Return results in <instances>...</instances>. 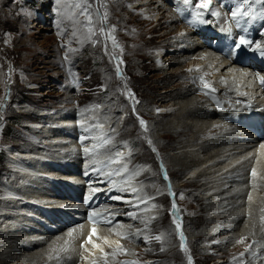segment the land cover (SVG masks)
<instances>
[{"label":"rangeland","instance_id":"1","mask_svg":"<svg viewBox=\"0 0 264 264\" xmlns=\"http://www.w3.org/2000/svg\"><path fill=\"white\" fill-rule=\"evenodd\" d=\"M135 1L61 0L57 4L56 0H0V194L4 197L8 196V192L15 196L20 195L18 191L13 192L6 186V178L17 177L7 176L10 174L7 165L23 169L25 165L31 164L33 167L45 171L49 167L48 165L53 163L50 156L53 155L52 150L37 145L42 146L47 142L58 143L56 139L62 137L58 131L61 132L60 130L63 129L64 133L67 126L74 123L81 126L84 122L77 119L73 115V111L88 108L91 104L99 105L100 109L97 110L99 125L105 127L101 129L103 130L101 135L110 131L112 139L106 138L109 142L97 150L99 155L92 154L89 159H83V161L89 168H92L97 162L102 161L100 157L105 158L102 152L110 151L113 144L119 140L127 143V155L121 164L124 165L131 161L135 168L138 164L137 172H144L142 178L133 181L132 185L137 189L139 196L145 198L143 201L146 202L142 207L138 205L133 215L135 219H139L140 216L137 215L139 210V214H143L141 219L144 223L140 225L134 223L136 226L130 230L135 233L139 229L141 230L138 231L141 232L140 235L134 234L135 242L119 244L120 248L116 246L115 251L106 253L107 259L115 262L117 259L129 257L136 264L147 263L146 260L150 264H188L190 256L192 264H250L248 245L251 244V239L249 238L244 239L234 248L217 235L202 240L194 238L195 232L201 231L202 233L204 230H208L206 224L210 222L207 223L205 220L217 211L218 206L211 209L205 208V205L202 204L204 200L199 201L196 198L201 197L197 192L199 188L188 182L192 172L185 170L181 174L175 175L176 167L167 166L166 159L178 154L181 150L186 152L193 150L196 153L199 152L200 155L195 153L196 156H201L205 151L202 148L196 150L200 146L199 142L207 136L213 137L212 134L215 131L207 135H199L191 146L181 147L177 142H174L175 139L170 142L165 137H161V132L157 134L149 127L153 116L170 110L172 107H178L176 101L180 99L176 97L162 103L156 102L157 105L148 104L150 95L153 98L154 95L159 97L162 94L160 92H162L164 80L167 79L166 72L170 73L171 70L176 72V77L169 79L173 82L171 87L179 85L180 89L186 84L192 87L189 78H192L196 72H192L187 68V65L178 66L172 63L165 65V70L156 69L157 59L153 58L156 52L165 49L162 54L177 55L180 53H173L172 46L163 47L165 41H172L171 35L164 40L165 38L160 36L164 30H152L148 22L145 21L143 24L141 18L134 17L136 12L130 11L129 8ZM78 3L82 6L81 8L75 7ZM84 8H87V15L81 14ZM170 13L169 9L165 12V14ZM89 15L92 17L91 24L87 20ZM171 23L179 25L175 21ZM89 27L93 29L91 36L88 32ZM101 27H103L104 33L99 31ZM108 33H111V36L115 38V45ZM151 33L156 34L149 37ZM166 49L171 50L166 52ZM198 51L203 52L202 49H198ZM166 57L163 58L165 63L168 62ZM200 63L201 60L198 61V64ZM179 67L182 68L180 73ZM118 70L119 75L117 74ZM129 90L134 98L128 95ZM192 95L196 94H187V96ZM136 101L138 103H135ZM133 103H135V111H133ZM46 109H49L48 111L54 109L64 111L63 113L67 116V126H58L60 130H57L55 125H61L58 124L60 120L58 123H52L49 119L50 113L39 114L40 111ZM137 115L146 122L147 131L139 124ZM188 120V117L185 118V122ZM202 121L207 120L202 119ZM30 122L37 125L39 122H45L47 128L43 131L30 127L29 125L32 124ZM88 123L94 125V121H88ZM78 126L75 128L79 129ZM75 128H71L72 135H75ZM191 134L188 137H191ZM68 138L72 139L71 136ZM148 140H151L152 144H149ZM6 146L20 150L24 154H30V158L26 159V162L20 158H8L4 152ZM153 148L156 151H153ZM113 150L115 151L116 148ZM204 156L206 157V154ZM41 160H43L42 166L40 165ZM62 160L61 163L67 165V155ZM226 160L228 161V159ZM197 168L198 166H196ZM253 170L249 169L248 174ZM165 173L167 179L164 178ZM253 180L252 183L245 182V186H250V190L245 192V198L243 197L245 201H250L253 195H263L261 192L253 191L255 177ZM18 181L21 182L19 185L25 190L39 189L36 183L32 185L21 178ZM145 182L150 183L151 187L145 189L146 187L142 186ZM238 182L236 185L232 184L230 192H235L243 186ZM169 193L175 194L171 195L173 199ZM146 196L151 198H146ZM240 199L242 196L239 197ZM21 200L23 201V199ZM173 200H175L178 209L175 215L172 210ZM153 205L155 207H152ZM246 206L245 204L244 207L246 208ZM145 208L148 210L142 211ZM13 210H16L15 206L4 209L0 212V218L10 217L7 214H14L10 212ZM246 216L247 213L243 217V221ZM226 217L219 216L215 220L219 222ZM243 221L241 223H244ZM177 222L180 224L179 229L176 227ZM126 223L127 221L118 218L116 223L107 227L117 229L122 239ZM211 223L213 224V222ZM85 230L86 226H83L80 234L74 232L75 240L69 239L68 248H57L55 251L58 254L53 253L52 257L53 255L58 257L51 264H69L73 259L66 258L61 254L68 256L70 253L88 260L87 264L97 262L100 257L93 259L92 253L84 242L81 245L73 243L80 239V235ZM25 233L35 234L33 230ZM181 233L184 237L183 244ZM52 235L55 236L54 238L61 236L59 234ZM95 235L96 233H91V241L96 240ZM119 235L116 236V239H119ZM158 235L161 236L159 241L155 239ZM66 239L68 240V238ZM96 241L98 242V240ZM215 241H221V244H224L223 248L211 249L209 245ZM86 242H89V239ZM45 245L46 243H43L36 249L26 251L28 253L40 250ZM185 248L187 252H185ZM26 251L24 252L26 253ZM95 251L99 256L105 253L102 249ZM244 252L247 254L243 255ZM18 253L23 252L19 251ZM48 253L51 254V252ZM48 253L41 258L40 264H48L44 263L46 260L49 261L46 258L49 256ZM10 257L12 261H20L18 257ZM256 257H258V253ZM74 261L78 264L83 262L79 258Z\"/></svg>","mask_w":264,"mask_h":264},{"label":"bare ground","instance_id":"2","mask_svg":"<svg viewBox=\"0 0 264 264\" xmlns=\"http://www.w3.org/2000/svg\"><path fill=\"white\" fill-rule=\"evenodd\" d=\"M129 9L132 12H136L134 13V17L136 19L141 18V23L144 24L145 21L148 22L152 30H164L160 34V36L165 38L164 40H166V37L169 35L173 37L172 41H165L163 47L168 45L169 47L172 46V52L180 54H162L165 49L164 51L156 52L153 56V58L157 59L156 69L165 70V65L171 63L177 64L178 66L187 65V68L191 69L192 72L204 74L209 72L210 74H208L209 76L207 78H210L211 84L219 90L236 92L238 88H235L234 90L231 89V84H245L249 86V76L251 74H247L246 69L231 65L227 63L226 60L218 58L217 55L212 52L206 53L198 51V49H202V43L197 42L195 40L196 38L192 37L188 31L182 29L179 25H172L171 22H174L176 19L173 13L165 14L167 11V4L164 0H136L134 3H131ZM155 34L156 33H151L149 37ZM170 50L171 49H166V52H169ZM165 57L166 61H168L167 63L164 62L165 59L163 58ZM200 60L201 63L198 64V61ZM202 63L204 65L203 67ZM206 68H209L210 71L209 69L205 70ZM178 70L180 73L182 68L179 67ZM223 71H225V73H223ZM171 72V74L168 72L165 74L167 79L163 82V89H161L162 92H160L162 94L159 97H155L154 95L153 98L152 95H150V97H148V104L157 105L158 102L162 103L167 99L176 97L177 99H180L179 101H176L178 107H172L170 110L160 112L157 116H153L151 118L152 120L150 119L149 127L154 130V132H157V134L161 132V137H165V139L170 142H173V139H175L174 142H177L178 146L181 145V147L191 146L199 135H207L208 133L215 131V133L212 134L213 137L207 136L200 141L201 143L199 142L200 146L196 148V150L202 148V150L205 151L201 156H196L199 152L196 153V151L193 150L189 152L181 150L178 154L166 159L167 166L172 168L176 167L174 170L175 175H179L185 170H190L192 172H190V181L188 182H190L192 186L199 188L197 192L200 193L198 195L201 197L199 198L198 196L196 198H198L199 201L204 200L202 204L205 205V208L207 207V209H211L218 206V208L216 207L217 211L205 220L207 223L210 222L206 224L208 230L206 229L202 233L201 231L197 233L195 232L194 238L202 240L209 236L217 235L225 243L228 242L232 248L237 246V244L244 239L249 238L251 240H256L257 243H251L248 245V251H250V258L248 261L250 264H264V146L261 147L260 154L255 157V160L252 159V157L247 154V148L242 147V144L246 142L237 138V133L234 129H223L220 126L219 121L214 117H219L217 113L212 110L199 95L187 96V94H194L195 90L187 84L182 89L178 88L179 85L171 87L173 82L169 78L176 77V72L172 70ZM244 92L246 91L244 90ZM157 99L158 101H155ZM98 106L91 104L88 108H81L73 111V115L75 116L76 114L78 116L77 119L84 121L81 126H78L81 132L80 135L85 138V143L82 142L81 144L76 142L75 135H72L73 130H71V128L74 129L77 126L74 124L67 126V116L63 113L64 111L60 109L48 111L49 109H46L45 111L39 112V114L50 113L51 116H49V119L52 123H58L60 120L58 124L61 125H55V128L60 130L58 126H67L65 128L66 131L64 133L63 129L60 130L61 132L58 131V134L62 137L60 139L58 137L56 142H60V144H54L53 142L42 144L39 142L42 146L37 145L41 148H49L52 150L53 155L50 156L52 159L51 162H53L52 164H55L54 166L50 164L45 171H42L33 167L31 164L25 165L23 169L13 168L10 164L7 165L8 170L10 171V174L7 176L17 177L6 178V186L13 190V192L18 191L20 193L19 196L21 197L12 195L9 192L6 197L0 194V212L12 206L16 207L15 211H10L14 214H7L10 217L6 219L0 218V223L3 225H0V264H40V260H42L41 258H43L48 252H51V254L48 253L49 256L46 257L49 261L46 260L44 263L51 264L58 257H55L54 255L52 257L53 253H55V255L58 254L55 250L59 247L68 248L67 244L69 241L75 240L76 236L74 232L80 234L83 230V226H86L85 232L80 235L79 240L73 241V243L81 245V243L84 242L92 253L93 259H98V257H100L99 259L102 258V256H99L95 250L102 249L105 253H109L110 251H115V249H117L116 246L119 244H127V242L130 241L135 242L133 239L134 234L140 235L141 232L136 231L135 233H132L130 230L132 227L136 226L134 223L139 225L144 223L141 219L143 214H139V210L137 211V215L140 216L139 219H135V216L133 215L137 206L140 205V207H142L146 202L143 201L145 198L139 196L137 191H132V189L135 188L132 183L133 181L142 178L144 172H137L138 164L135 168V165L131 161L124 164L128 166L127 168L131 172H133L131 176L128 170H124V165H122L121 162L127 155V143L121 141L113 144L110 151L102 152V155L106 159H111L110 167L120 165L117 169L120 174H115L106 186L108 187L113 184L116 187V191H121L118 195L112 193V197L107 203L109 204L110 202V207L112 209H117L116 215L118 218L127 221L125 224L126 230L122 234V239L120 238L121 234L119 235L115 228H109L107 227L108 225L103 224H98V226L94 224L90 225L88 223L84 224L81 215L79 216L81 224H79L76 219L78 213L77 210L81 212L80 209H82L81 202H77V200L80 198L82 201L84 194L86 195L88 193L85 191L89 189L85 187V180L81 179L79 176V173L84 171L80 170V167H86V164L83 163V159H89L92 154H95L94 156L99 155L97 150L101 149L102 146L109 142V140L105 139L107 143H103V138L106 135H101L103 133V130L101 129L105 127H97V125H99V112H97V110L100 109ZM144 109L146 110V108ZM85 112L87 113L84 115ZM187 117L189 120L188 122H185V118ZM202 119L207 121H202ZM212 120L215 122H211ZM88 121H94V125H90ZM30 123L32 124L29 126L36 129L43 130L47 128L45 122H39V125L33 124L34 122ZM86 128L92 129L90 136L84 133L82 135V131ZM189 134H191V137H188ZM68 136H71L72 139H69ZM85 148L89 149L88 154L84 152ZM114 148H116L115 151L113 150ZM93 149H95V151H93ZM4 152L6 157L12 159L20 158L22 161L26 162V159L28 160L30 158V154H24L20 152V150L12 149L9 146H6ZM58 153L62 154L58 155ZM117 153H120L121 155L117 156ZM205 154L206 157L204 156ZM66 155L67 165L61 163L63 162L62 158ZM42 159L44 160V158ZM225 159H228V161L226 160V162ZM43 160H41V166ZM113 160L118 162L113 163ZM100 162H97L96 165ZM223 163L225 164L222 165ZM131 166L133 167V170L130 169ZM196 166H198L197 169ZM251 168L255 170V175L252 174V176L256 179L255 182H253L254 190H252L261 192L263 195H253L250 201H245V192L250 190V186H245V182L247 183V172ZM90 169L91 168H89V171ZM106 170L107 169L102 171L104 177L109 174ZM31 176L34 177L32 178ZM19 178L27 180L32 185L36 183L39 189H23L19 185L21 183L18 181ZM87 181L88 186L97 181V184L93 187L92 191H101L105 187V184L98 179L91 183H89V179ZM236 182L242 183L243 186L235 192H230L229 190L231 189L232 184L236 185ZM142 186L144 188L146 187L145 189L151 187L148 182H145ZM242 191H244V193H242ZM236 194L237 196H235ZM241 196L242 199L239 200V197ZM146 198L151 197L146 196ZM21 199H23V201ZM245 204L247 205L246 208L244 207ZM40 208L42 211L39 210ZM39 212L43 213V215ZM90 213H96V218L101 217L100 209L97 212L91 210ZM129 213H132L133 215L129 217ZM246 213V219L243 221V217ZM46 214L49 216L47 217ZM219 216L227 217L226 219L217 222L215 219H218ZM71 221L73 222L69 225H72V227L64 226L56 231L57 233L54 232V234H59L61 236L54 238L55 236L53 235L45 234L44 225L47 227H54L60 225L62 222L63 225H66V223ZM242 221L244 223H241ZM211 222H213V224ZM114 223L115 222L110 225ZM237 227L238 230H236ZM93 229H95V233H98L99 235V238L96 237L98 242L96 240L86 242L89 237H91ZM29 230H33L35 234L29 235V233H25ZM117 235H119V239H116ZM124 236L126 237L123 238ZM66 238H68V240ZM43 243H46V245L43 246L42 249L27 253L26 250L36 249L38 245ZM223 246L224 244H221V241H215L209 245L211 249H220L221 247L223 248ZM19 251L24 254H19ZM24 251H26V253ZM257 253L258 257H256ZM245 254H247V252L243 253V255ZM61 255L73 260H78L79 258L77 257L78 255H73L71 253L68 256L67 254ZM10 256L15 258L18 257L20 261H12ZM60 258H62V256H60Z\"/></svg>","mask_w":264,"mask_h":264},{"label":"snow or ice","instance_id":"3","mask_svg":"<svg viewBox=\"0 0 264 264\" xmlns=\"http://www.w3.org/2000/svg\"><path fill=\"white\" fill-rule=\"evenodd\" d=\"M56 2H57V4H59L61 2V0H56ZM183 2L186 5H190V6L192 5V0H183ZM246 2H247V0H246ZM259 2L264 3V0H259ZM209 4H210V0H199V2L195 4V8H197V9H208L209 8ZM75 7L81 8L82 6L78 3V4L75 5ZM81 14L87 15V8H84ZM194 14H195V16L197 18H199L202 15L201 12H195ZM211 14L212 15H218V13H216V12H212ZM244 14L247 15V13H244ZM233 15L235 16L236 13H233ZM105 19H106V14H105ZM87 20H88L89 24H91L92 17L90 15L87 16ZM192 22L193 21H190V23H192ZM200 22L201 23H204L205 21L201 20ZM99 31L101 33H104L103 27H101L99 29ZM88 32H89V35L91 36L93 34V29L91 27H89L88 28ZM108 36H109V38L112 39L113 44L115 45V43H116L115 42V38L111 36V33H108ZM235 46H236L237 49L241 48L242 46L250 47L253 51L258 52L261 57H264V45H261L258 42L254 43L251 40H248V39H245L244 37H241L239 39V42ZM117 74L118 75L120 74L119 73V70L117 71ZM259 79H260V83L262 85H264V76H260ZM205 87H207V84H205ZM128 95L130 97H133V94L131 93L130 90L128 92ZM135 103H138V101H136ZM135 103H133V105H132L133 111H135ZM137 119L139 120V124L144 128L145 131H147L146 122L142 118H140L138 115H137ZM97 127H102V125H97ZM85 131H88V129L86 128ZM81 139L83 140V137ZM103 143H107V141L104 140ZM148 143L149 144H152V141L151 140H148ZM93 151H95V149H93ZM153 151H156V149L153 148ZM84 152L87 154L89 152V149L88 148H85L84 149ZM120 155H121L120 153H117V156H120ZM112 162L113 163H116L118 161L113 160ZM124 170L127 171V166L126 165H124ZM115 174L119 175L120 172L117 171ZM252 174L255 175V170H253V173ZM164 178L167 179V174L166 173H165V177ZM132 191L133 192H136L137 189L133 188ZM169 194L170 195H173V196L175 195L174 193H169ZM181 198H182V196H181ZM152 207H155V205H153ZM147 210L148 209H146V208L145 209H142V211H147ZM172 210H173V215H175V212L178 211V209L176 208L175 200H173V202H172ZM128 215H133V214L132 213H129ZM89 218L90 219L92 218L91 217V214H90ZM107 222L108 223H111V221H107ZM176 227H177V229L180 228V224L178 222L176 224ZM137 231H141V230L138 229ZM93 233H95V229H93ZM155 239L157 241H159V240H161V236L158 235V236L155 237ZM90 241H91V237H89V242ZM181 242H182V244L184 242V237H183V234L182 233H181ZM117 247L120 248L121 246L118 245ZM185 252H187V249L186 248H185ZM133 264H135V262H133ZM188 264H192V260H191V257L190 256L188 257Z\"/></svg>","mask_w":264,"mask_h":264}]
</instances>
